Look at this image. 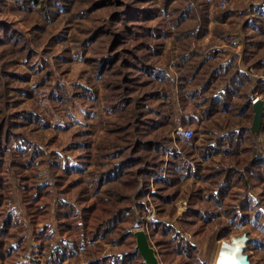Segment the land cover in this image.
<instances>
[{"label":"trees","instance_id":"1","mask_svg":"<svg viewBox=\"0 0 264 264\" xmlns=\"http://www.w3.org/2000/svg\"><path fill=\"white\" fill-rule=\"evenodd\" d=\"M6 1L0 0V13L7 8ZM12 1L13 12L28 20L31 32L0 15V264H18L17 256L25 249L22 214L12 207L13 181L21 188L31 227L48 223L56 202L57 233L65 243L51 248L53 232L46 225L40 227L36 239L47 258L42 264L68 259L87 238L85 260L77 257L74 264H146L136 249V225H146L161 264H205L176 223L158 218L175 216V202L182 197L187 209L177 220L182 229L191 228L193 237L209 236L220 225V239L251 224L259 236L250 237L247 249L264 252V159L250 126L215 132L202 144L196 134L187 139L174 130L178 125L191 129L205 120L211 130L213 118L233 109L237 116L253 119V98L240 92L237 79L246 75L238 69L230 75L229 63L217 66L191 48L207 34L212 20L218 26L234 12L220 9L211 15L205 0ZM262 1L256 9L262 23L259 31H264ZM159 10L163 13L158 20ZM171 33L183 48L177 63L169 67L170 53H164L165 44L158 40ZM65 62L72 63L67 81L56 74ZM221 72L220 84L211 87ZM245 88L250 90L249 84ZM36 93L48 99L50 114L64 98L63 102L75 98L87 102L102 97L105 134L92 141L79 132L69 145L84 151L87 159L79 155L75 161L63 160L56 151L47 159L45 147L31 141L27 128L36 123L33 112L10 108L18 105L15 99ZM237 97L243 102H236ZM164 101L170 103L169 113ZM34 114L39 116L38 111ZM53 125L66 130L67 122L57 120ZM21 137L27 146L15 153L11 141ZM174 141L180 150L167 158ZM90 159L93 170L85 178ZM39 165L50 167V181L36 182ZM72 174L80 175L74 179ZM152 178L155 191L150 193ZM190 179L183 195L181 187ZM255 187L262 188L258 196L251 192ZM151 202L157 216L147 220ZM32 263L41 264L37 259Z\"/></svg>","mask_w":264,"mask_h":264},{"label":"rangeland","instance_id":"2","mask_svg":"<svg viewBox=\"0 0 264 264\" xmlns=\"http://www.w3.org/2000/svg\"><path fill=\"white\" fill-rule=\"evenodd\" d=\"M16 1V0H14ZM158 4H161L162 0H156ZM182 1V0H181ZM180 1V2H181ZM210 4L209 11L211 15L217 12L220 9H229L232 13L227 19L223 21H219L218 26H216V22L212 20L209 23V30L207 34L201 38L200 40L193 41L191 43V48L195 49L202 57L211 58V63L217 66L230 64L232 67L231 71H229L230 75H233L236 69L241 71L246 75L245 78L240 79V92L244 95L249 94L251 98L258 97V100L261 99L264 101V94H262V89L264 88V31H259L258 25L262 23L258 20L260 14L256 12L257 7L261 4L262 0H205ZM12 0H7L4 2L7 6L5 10L0 13L2 17L8 18L13 23L22 27L25 31L31 32L30 25L28 24V20H23L21 14H16L13 12L10 4ZM224 2V4H221ZM159 6V5H158ZM163 10H159L157 18L161 19ZM213 17V16H212ZM214 19V18H213ZM201 23L196 24L197 28L201 27ZM173 36L165 39L161 37L158 41L162 44H165V54L170 53L169 67L171 64L177 63V54H179L182 50V44L179 41H176V36L174 33H171ZM53 39V38H52ZM51 39V40H52ZM43 45L38 47L42 48ZM253 51V52H252ZM256 53V56L253 57V54ZM251 54V56H250ZM199 55V56H200ZM246 55H248L246 57ZM197 59H201L200 57H196ZM157 62H162L163 59L161 57H155ZM195 61V60H193ZM72 66V63L65 62L58 69L56 74H60L61 78L64 81H67L69 77L72 75V71L68 70L69 67ZM221 73H217L214 77V82L210 84L211 87H215L220 84ZM217 81V82H216ZM222 84V82H221ZM249 84L250 90L245 88V85ZM251 85L254 87L251 89ZM214 91V90H211ZM210 91V92H211ZM73 98L72 91L70 94V98ZM21 98L15 99L18 105L11 107V110L18 109H28L27 111L33 112L35 122H30L31 127L27 128L28 137L33 141V143L40 144L45 147V150L49 154V158L53 159L56 154H53L54 151L59 153L61 159L75 161V156L84 155L86 158V153L81 150L72 149L69 145L75 143L76 135L79 132H83L89 137L92 141H96L99 136L104 135L105 127L102 125V121L107 117L106 112L103 110V101L102 97H98V99L94 101L81 100L79 98H75L72 101L67 100L64 101L65 98L60 101L58 106L56 107L55 114H50L47 112L46 105H48V99H45V95L42 94H34L32 98L24 97L23 100ZM175 99V94L172 95V101ZM243 97L235 98V101L238 103L243 102ZM46 103V105H45ZM154 103V102H153ZM166 103L165 110L169 113V102L164 101ZM173 103V102H172ZM254 103V101H253ZM36 107V109H33ZM44 112H43V111ZM34 111L39 112V116L37 117L34 114ZM13 112V111H12ZM264 115V114H263ZM18 116V115H16ZM23 113L19 114V117H22ZM66 116L70 118L67 120ZM50 118L52 119L50 122ZM254 118V116H253ZM216 119V120H215ZM66 121L67 126L66 130H58L54 127L53 122ZM214 125L211 128L207 125V122H202L200 124H196V126H192L194 130L193 135H197L198 144H202L207 137L212 136L215 132L219 133L222 130H226L228 128L238 129L241 126H250V129L253 132L254 138L253 140L259 144V150L262 153L264 159V117L262 120V124L260 127L254 129L252 127L253 119L251 120L247 114H243L241 116H237L236 110H232V112L222 115L217 118H213ZM179 124V123H178ZM177 125V124H176ZM180 125L176 126L174 130L178 129ZM204 126L206 127V132L204 130ZM170 127V126H168ZM56 136V142L52 144L50 139ZM173 138V133H172ZM192 138V137H191ZM24 137H21L19 140L11 141L12 151L15 153H20V150L25 148L27 144L23 141ZM109 141L106 140V145L108 146ZM94 143L91 145L92 151H94ZM172 149L166 153V157L170 155L171 152L179 151L180 146L174 141V145H171ZM36 149V146L32 144V148ZM110 147H112L110 145ZM31 148V149H32ZM66 148V149H64ZM68 149V150H67ZM40 159V158H39ZM87 159V158H86ZM38 160L35 158V161ZM78 160H76L77 162ZM91 163L90 166L87 167L84 173V177L87 178L89 172L93 170L94 159L89 160ZM211 160H209V163ZM2 167V166H0ZM36 182L41 183L42 181L48 182L50 181V177L52 176V171L50 167H44V165H39L37 170ZM80 174H72L71 178H78ZM191 180H187L184 185L181 187L182 194L184 195L186 188L191 184ZM204 188L208 185L201 184ZM14 192H13V209L15 211L20 212L22 215V220L24 221L23 232L25 233V249L21 250L20 254L17 256L18 264H35L32 263L34 259L43 262L47 261L46 254L44 253L41 245V242H38L36 239L37 232L40 230V227L46 225L48 229L51 230L54 234V238L51 242V248H55L59 243H65V240H59L60 236L57 233V218L55 211V204L52 203L50 216L47 217L49 222L46 220L40 222L38 225L31 227L28 225V220L26 218L24 206L21 201L20 189L18 187V181H13ZM154 183L153 178L150 179V193L154 192ZM251 192L258 196V193H262V188H253ZM149 194L147 197L149 198ZM186 198H180L175 202L176 205V215H161L158 218L163 219L164 221H173L177 224V228L179 229L185 238L192 241L198 248L199 255L201 260L205 264H216V259L219 254V250L221 247V242H224L227 245L231 244V239L233 237L240 236L243 233H247L249 237H257L259 236L256 230L250 225H241L239 229H234L233 232L228 237H223L218 239L217 232L219 230L220 225L216 226V228L212 231V234L209 236H200L193 237L189 229H182L178 218H180L184 211L187 209ZM147 220L151 218H156L157 212L153 203H150L148 206V211L145 214ZM194 227V226H193ZM136 230L144 229L146 230V225H136ZM83 232V229H82ZM147 233V232H146ZM61 241V242H60ZM220 242V243H219ZM89 243V239L85 240L84 245L78 246L74 249L72 253L73 256L69 257L66 260H61L58 264H74L77 260L84 261L86 257V253H83L85 246ZM254 251L248 250L246 248L245 253L251 255V260L255 264H264V252L256 251L253 247H251ZM157 256V255H156ZM79 257V258H77ZM46 258V260H45ZM77 258V260L75 259ZM158 258V257H157ZM49 259V258H48ZM75 259V260H74ZM159 260V259H158ZM145 261V260H144ZM159 264H161L159 262Z\"/></svg>","mask_w":264,"mask_h":264},{"label":"water","instance_id":"3","mask_svg":"<svg viewBox=\"0 0 264 264\" xmlns=\"http://www.w3.org/2000/svg\"><path fill=\"white\" fill-rule=\"evenodd\" d=\"M254 118L252 127L254 129L258 128L262 124L263 114H264V101L259 99L253 103ZM137 245L136 249L142 254L146 264H159V260L156 256V252L153 246L149 242L148 235L144 229L136 230ZM236 240L240 246L241 252L239 253V264H254L250 259L249 255L245 253L247 244L250 241V237L247 233H243L240 236L233 237L231 241Z\"/></svg>","mask_w":264,"mask_h":264},{"label":"bare ground","instance_id":"4","mask_svg":"<svg viewBox=\"0 0 264 264\" xmlns=\"http://www.w3.org/2000/svg\"><path fill=\"white\" fill-rule=\"evenodd\" d=\"M240 252V246L235 239L231 241L230 245L221 242L216 264H239L238 256Z\"/></svg>","mask_w":264,"mask_h":264},{"label":"built area","instance_id":"5","mask_svg":"<svg viewBox=\"0 0 264 264\" xmlns=\"http://www.w3.org/2000/svg\"><path fill=\"white\" fill-rule=\"evenodd\" d=\"M221 4H224V2H222ZM258 100V97H256V98H254L253 99V101L255 102V101H257ZM178 131L181 133V134H183V136L185 137V138H191L192 136H193V133H194V131H193V129L191 128V129H188V128H185V127H182V126H179L178 127Z\"/></svg>","mask_w":264,"mask_h":264}]
</instances>
